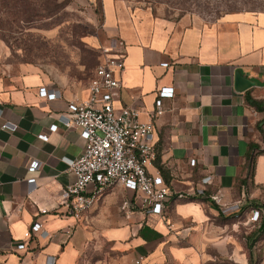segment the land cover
I'll list each match as a JSON object with an SVG mask.
<instances>
[{"label": "crops", "instance_id": "1", "mask_svg": "<svg viewBox=\"0 0 264 264\" xmlns=\"http://www.w3.org/2000/svg\"><path fill=\"white\" fill-rule=\"evenodd\" d=\"M102 6L104 48L126 65L115 107L135 108L142 122L154 123L157 158L149 173L161 176L171 195L161 216L139 203L124 212L132 194L116 186L82 221L69 218L65 192L76 182L72 163L85 142L60 116L88 98L94 73L85 86L55 85L31 70L0 79V264L50 257L56 264H264V113L247 101H264V12L175 25L129 14L116 0ZM237 72L258 85L237 91ZM41 88L60 96L49 101ZM162 88H174V96L160 98ZM159 99L163 113L155 116ZM218 193L231 205L245 199L241 220L212 203ZM250 208L262 212L252 233ZM36 222L46 235L27 239Z\"/></svg>", "mask_w": 264, "mask_h": 264}, {"label": "built area", "instance_id": "2", "mask_svg": "<svg viewBox=\"0 0 264 264\" xmlns=\"http://www.w3.org/2000/svg\"><path fill=\"white\" fill-rule=\"evenodd\" d=\"M125 70V61L110 56L109 50L105 48L104 59L96 67L89 85L88 98L82 102L70 103L67 111L60 116L65 128L78 130L85 142L83 154L72 163L76 182L65 192L66 215L77 222L82 221L85 214L95 208L105 194L116 186H122L132 194L122 204L124 212H131L139 203L145 213L161 216L166 200L171 195V190L162 177L149 173V167L157 158L154 123L142 122L140 112L135 108L115 107L119 91L123 88L120 78ZM174 94V88H162L159 91L160 98H172ZM39 95L54 101L60 93L41 88ZM162 113L163 103L159 99L155 116ZM41 138L47 140L45 136ZM195 164L196 161L192 160L191 165ZM38 168V162H33L29 172L35 173ZM210 182V177L202 181L205 184ZM28 183L36 184V178L29 179ZM178 198L184 199L185 196L180 194ZM211 201L228 216H238L245 199L237 200L231 205L223 194L218 193ZM261 218L262 212L253 209L248 222L257 224ZM169 229H172V225H169ZM40 233L46 235L43 225L36 222L25 237L29 239L33 234ZM65 234L70 238L73 235L72 229L66 230ZM17 249L25 250L26 245L20 244ZM45 264H56L55 257L48 258Z\"/></svg>", "mask_w": 264, "mask_h": 264}, {"label": "rangeland", "instance_id": "3", "mask_svg": "<svg viewBox=\"0 0 264 264\" xmlns=\"http://www.w3.org/2000/svg\"><path fill=\"white\" fill-rule=\"evenodd\" d=\"M102 1L10 2L1 6L0 79L10 82L31 70L55 85H88L104 59ZM116 1L129 14L175 25L208 24L234 12H264V0ZM16 12H20L17 17ZM246 222L252 233L255 225Z\"/></svg>", "mask_w": 264, "mask_h": 264}, {"label": "trees", "instance_id": "4", "mask_svg": "<svg viewBox=\"0 0 264 264\" xmlns=\"http://www.w3.org/2000/svg\"><path fill=\"white\" fill-rule=\"evenodd\" d=\"M59 0H0V7H7L8 4L10 2H57ZM18 4V3H15ZM25 13V12H23ZM22 13V14H23ZM20 14V12H16L15 16L17 17ZM2 25L1 21H0V26ZM247 101L249 102V104L255 108V110L259 113H264V101H258L253 99L252 97H247ZM258 129L259 131L263 134L264 136V120L258 123ZM254 208H250L248 210V212H251ZM256 209H260V208H256ZM242 210L240 211L238 216H230V217H234V219L236 220H241L242 218ZM246 221H247V217H246Z\"/></svg>", "mask_w": 264, "mask_h": 264}, {"label": "water", "instance_id": "5", "mask_svg": "<svg viewBox=\"0 0 264 264\" xmlns=\"http://www.w3.org/2000/svg\"><path fill=\"white\" fill-rule=\"evenodd\" d=\"M257 82L245 78L240 72L236 73V90L243 92L253 86H257Z\"/></svg>", "mask_w": 264, "mask_h": 264}]
</instances>
